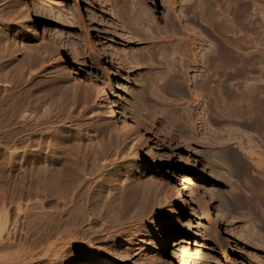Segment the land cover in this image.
I'll list each match as a JSON object with an SVG mask.
<instances>
[{"label":"rangeland","instance_id":"374dc122","mask_svg":"<svg viewBox=\"0 0 264 264\" xmlns=\"http://www.w3.org/2000/svg\"><path fill=\"white\" fill-rule=\"evenodd\" d=\"M30 1L0 0V48L19 49L22 41L21 49L38 50L24 75L31 84L0 92V264H80L91 246L90 236L80 240V229L89 230L80 226L82 173L91 189L111 178L109 190L134 191L128 192L138 204L131 221L120 219L96 246L113 243L125 264H264V0H235L241 17L234 0H221L215 16L228 21L224 29L205 35L190 23L150 40L130 37L117 15L143 2L159 16L166 12L163 0H40L46 13L36 25ZM198 35L206 36L213 56L205 87L198 70L172 77L165 62L174 59L165 54L174 43ZM219 45L223 60L215 57ZM154 48L158 58L148 60ZM25 50L6 58L27 66ZM24 87L47 99L69 87L80 102L30 132L22 117L7 118L11 91L23 94ZM109 105L115 117L108 116ZM124 120L141 134L138 144L121 130ZM134 149L145 155L134 157ZM183 220L186 246L173 256L177 236L168 231Z\"/></svg>","mask_w":264,"mask_h":264},{"label":"bare ground","instance_id":"6f19581e","mask_svg":"<svg viewBox=\"0 0 264 264\" xmlns=\"http://www.w3.org/2000/svg\"><path fill=\"white\" fill-rule=\"evenodd\" d=\"M141 1H143V0H141ZM220 1L221 0H198V1H196V0H180L178 3V0H163L166 12L165 13L163 12V14H161L159 16L157 14H155V12L150 11L148 7L143 8L144 3L140 2L139 5H133V6L131 5V6H129V8H127L125 10H120L121 12L119 11L117 16H119L120 20L124 23V26L127 29V32L130 34V37H133V38L138 37L140 39L150 40L153 37L156 38L161 32H165V33L172 32L173 34H177L179 32H183L190 23L200 24L201 30L206 35V33L209 31H214V30L222 29V28L224 29L226 26H228L227 20L222 19V18H218L215 16V14L217 13V10L221 9ZM232 3L234 4L235 14L237 15V17H241L242 13H243V9H240L237 1L234 0ZM28 4H29V10L31 9V13H30L31 15L29 17L33 21V24L36 25V23H38L39 21H43L42 18H43V16L45 17L46 11H45V8H44L42 2L40 0H31L30 3H28ZM176 11H179L180 13L182 12V15L180 14L181 16H179L178 15L179 12L177 14ZM175 13L178 16H176ZM21 26H23V25H21ZM28 28H30V27H28ZM31 28H32V26H31ZM205 35L204 36L198 35V36H195L193 39H191L190 37L186 38L184 40L183 44L182 43H174L173 45L171 44L172 50L170 51V48H169V51H167L166 50L167 48H166L165 49L167 51L166 53H165V50L163 48L164 51L161 52V55H163V53H165L166 55L168 54L169 56L174 57V59L173 58L171 59V57L169 59H166L167 57L164 56L165 54L163 55V57L166 59L165 62L168 65L173 66L172 71H174V72L172 73V77H175V74H180L181 76L186 77L190 74L191 71L198 70L200 73V75L199 74L198 75L201 76L202 77L201 79L204 81V85H202V86L205 87L209 84L208 83V81H209L208 70L211 66V61H212L213 56H212L211 51L208 50V48H207V38ZM0 41L3 42V40L1 38H0ZM8 41H9V39H8ZM10 41H11V39H10ZM12 41H14V39H12ZM6 42H7V40L4 43H6ZM21 42L22 41H20V46H19L20 48L19 49H18V46L14 45L15 43L14 44L9 43V45H7L8 47L4 50L1 49L3 46L2 47L0 46L1 47L0 48L1 49L0 50V59H1L0 60V92L1 93H2V89L5 90L4 92L8 91V90L6 91L4 86H6V87L10 86L11 87L12 85L14 86L16 84H18V86H19V85H25V83H27V86H28L29 84H31L29 82L31 80V78H30L31 75L28 77L30 79H28L27 77L25 78L24 75H25L26 68L29 70L31 67V63H32V65H34V62H36L34 55H35V53H37L38 50L35 48L31 49V47L30 48L22 47V49H26L25 51H27V56H28L29 62H27V61L24 62L25 64L27 63V66L21 65V63H18V64L15 63L14 65H11V63L14 62V60L12 59L13 57L12 58L11 57L6 58L9 55V52H10V55H12L13 52L15 53L18 50L19 51L22 50L21 49V46H22ZM16 43H17V41H16ZM198 45H200V46H198ZM199 48H200V51L198 52L196 49H199ZM218 48H219V50H217L215 57L223 60L222 48L220 45L218 46ZM158 50H155V48H154L153 53L150 54V58L148 55L149 59L148 58L147 59L151 60V61H153L154 59H157L158 53L160 52V50L159 51ZM16 54H18V53H16ZM16 56L17 55H15V57H14L15 59L17 58ZM99 56H102V55H99ZM124 61L126 63H128V61H126V60H124ZM130 62H132L134 64L137 63L136 59H134V58H132ZM7 67H9V69H7ZM220 67H221V64H220ZM9 79H11L10 82L8 81ZM119 85L117 84V87H120ZM1 86L3 88H1ZM14 87H13V89H14ZM19 88H20V86H19ZM30 88L24 87L25 92L23 94H21V92L19 94L18 93L14 94V91H15L14 90L13 91L14 95H13L12 91H11V95L14 98L12 99V101L10 99L11 104L9 102H7V103H9L12 106L11 107L12 110L9 108L10 105L8 107L5 105L7 108V109L5 108L6 109L5 113L7 112L8 108L11 111V112L8 111L10 113L7 116V118L9 119V117H10L11 121H15V123H18L17 120L19 119V117H22L23 119L26 120V123L22 122L23 120L21 121L22 122V128L27 126L30 130H31V127L36 129V126L40 127L41 125H43V124L45 125L48 122L51 123L54 120H58L60 117L63 116V114H66L67 111L72 113V109L75 106L74 104L77 102V101L75 102V98H77V99L79 98L78 96L75 97L76 95L73 94L74 91H72V93H70V90H73V89H69V87H67V88L65 87L61 93H56L55 96L54 95H52L50 97L48 96V99L45 97L40 98L38 96L37 97L35 96L36 97L35 98L34 94L32 95L33 92L32 91H31L32 93L30 92ZM33 88H34V86H32L31 89H33ZM57 88L58 89H56V90L62 89L61 87H57ZM9 90H11V88ZM33 91H34V89H33ZM74 93H76V91ZM9 94H8V96L10 97ZM2 95L3 94H1V96ZM9 97H7L8 99L6 97L5 98L7 100H9ZM3 98H4V96H3ZM6 99H5V101H6ZM71 99L72 100L74 99V101L70 102ZM1 100H3V99H1ZM114 101H115V104H117L118 106H121L120 102L116 98L114 99ZM79 102H80V99L77 103H79ZM70 103H74L73 104L74 106L72 105L73 106L72 107ZM47 105H49V106H47ZM1 107L2 106H0V110H1ZM108 107H109L108 108L109 109L108 110V116L110 118L115 117L117 114H116V110L114 109V107L112 108L110 105ZM43 108L46 110L43 111L42 110ZM39 113H41V114H39ZM3 114H4V111H3ZM80 118H82L81 115H80ZM115 119L117 120V118H115ZM10 120H9V122H10ZM122 120H120V121H122ZM31 121H33L34 123H30ZM29 129H27V130H29ZM23 130H26V128L25 129L23 128ZM121 130L131 134L132 136L133 135H135V137L137 136L136 138H134V136H133V138H134L133 141H136V142L138 141L137 138H139L141 135V134L138 135V132L136 131L137 129L135 127H133L132 125H130L126 120H124L121 123ZM32 131H34V130H31L30 132H32ZM61 139H62V137H61ZM31 140H32V138H31ZM33 141H35V140H33ZM144 141H145V139H144ZM140 142H142V141H140ZM152 142H154V141H152ZM59 144H60V142H59ZM134 144H136V143H134ZM137 144H138V142H137ZM39 146H41V145H39ZM48 147H50V146H48ZM133 147H135V146L133 145ZM154 147H156V146H154ZM136 149H134V151H132L134 157H137V158L141 157V155L144 154L143 151L139 152L138 150L136 151ZM236 157H237V161H239V162H243L245 160L244 155L240 152L237 154ZM81 158L82 157L80 156V160H81ZM85 158H86V156L83 157V160ZM89 161L90 160H88L87 158L84 160V162L86 164L90 163ZM84 162L82 161V163H84ZM81 165H83V164H81V162H80V166ZM81 175H80V226L88 224L89 230L80 229V240L83 236H90L89 243L91 244V246L88 249L84 250L85 253H88V255H82L80 253V264H125L124 262H122L123 258L120 256V254H123V253H119L116 249L117 247L112 246L113 243L111 244V246L109 245L110 246L109 248H105L103 250H100V249L97 250L96 246H98L97 244L102 240L104 232H107V230H109V228L111 229V227L114 226L115 223H119L120 219L126 218V217L128 218L129 216L131 217L130 212H131V209L134 207V205H137V206H135V208L137 209L138 204L136 203L135 197H133V199H132V196L130 195V193H129V195L131 196V198L128 196V192L133 191V189H131V191L130 190L127 191L126 188H124L123 190H121V189L116 190L115 188H114V191L109 190V189H113L111 186V181L107 180V179H111V178H106L105 180H103L102 183H100L98 185V187L91 189V188H89V185H88L90 183V178H88L87 176L81 177ZM123 186H125V185H123ZM115 187L118 188V186H115ZM183 187H185V186H183ZM130 188H132V187H130ZM128 189H129V187H128ZM186 191H187V193L189 192L188 195H192V193L189 189H186ZM135 193L137 195V192H135ZM133 196H135V195H133ZM128 197L130 199L129 201H128ZM143 197H145V196H143ZM144 201H145V203L147 202L146 200H144ZM145 207H146V205H145ZM141 210H143V209H141ZM138 211L141 212L139 209H138ZM136 215H138V214H136ZM139 216H141V215H138V217ZM135 218H136V216H135ZM101 220L108 221L109 223H107V222L103 223V222H101ZM129 220H127V221H129ZM123 221H125V219H123ZM187 225H188L187 220H183L182 222H179L177 224L175 230H169L168 231V235L177 236L175 239H173V246L175 247L174 250L172 249L173 253H175V254H172L173 256L179 255L180 254L179 252L186 246L185 245V243H186L185 232H186V230H188V229H186ZM190 225H192V223L189 224L188 228L190 227ZM2 228H0V237L2 236V232L4 231V228H3V230H2ZM189 229H191V228H189ZM141 234H142V232L139 231V233L134 234V235L135 236H141ZM121 236H122V234H121ZM120 238L121 237H118V239H120ZM122 239H120V240H122ZM139 240H140V238H139ZM116 242H118L117 239H116ZM114 244H119V243H114ZM164 246H165V250H164L165 254L170 255V251L167 250L168 242H165ZM137 247H140V246L136 242V246L134 249L137 250ZM115 250L117 252H115ZM121 251H123V250H121ZM124 253H128V251L125 250ZM129 255L127 254V256H129ZM142 258H143V256L141 257V259ZM154 258L156 259L157 257H154ZM171 259H172V257L170 258V261H172ZM3 260H4V258H3ZM144 260H147V259H144ZM147 261H149V260H147ZM153 262H155V261H153ZM153 262L151 261V263H153ZM173 262H172V264H174ZM139 263H141V262H139ZM2 264H4V263H2Z\"/></svg>","mask_w":264,"mask_h":264}]
</instances>
